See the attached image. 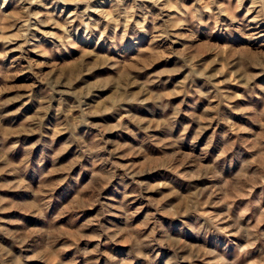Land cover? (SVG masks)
Masks as SVG:
<instances>
[{
	"label": "rangeland",
	"instance_id": "1",
	"mask_svg": "<svg viewBox=\"0 0 264 264\" xmlns=\"http://www.w3.org/2000/svg\"><path fill=\"white\" fill-rule=\"evenodd\" d=\"M0 264H264V0H0Z\"/></svg>",
	"mask_w": 264,
	"mask_h": 264
}]
</instances>
